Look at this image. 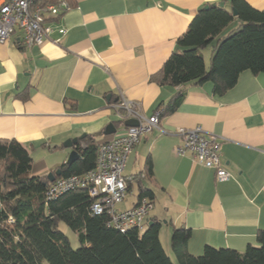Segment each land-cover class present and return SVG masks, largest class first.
Returning a JSON list of instances; mask_svg holds the SVG:
<instances>
[{"label":"crops","instance_id":"crops-1","mask_svg":"<svg viewBox=\"0 0 264 264\" xmlns=\"http://www.w3.org/2000/svg\"><path fill=\"white\" fill-rule=\"evenodd\" d=\"M228 1L75 0L51 23L66 28L64 35L53 31L41 45L24 48L16 31L0 43V138L18 140L29 153L56 151L61 161L40 159L33 164L35 174L65 162L70 149L62 143L68 138L83 134L98 144L113 138L115 133L103 132L116 120L112 105L120 94L138 101L146 116L159 111L166 132L154 129L133 145L123 171L145 174L151 159L152 175L141 179L153 193L148 220L160 222V244L174 264L170 237L176 227L190 229L186 244L192 255L207 244L243 252L257 245L256 234L264 230V73L242 71L221 95L212 93L211 81L182 87L150 81L201 5L224 2L228 8ZM245 1L264 8V0ZM178 90H184L182 102L161 114ZM195 126L221 142L220 160L230 178L217 180L214 169L175 153L176 129ZM133 189L131 205L120 202L116 209L136 204V181Z\"/></svg>","mask_w":264,"mask_h":264},{"label":"trees","instance_id":"trees-1","mask_svg":"<svg viewBox=\"0 0 264 264\" xmlns=\"http://www.w3.org/2000/svg\"><path fill=\"white\" fill-rule=\"evenodd\" d=\"M57 1L34 0V4L45 6ZM68 2L73 6L75 0ZM228 2V8L217 3L201 5L176 39V49L150 81L174 87L211 81L212 93L221 95L235 85L242 71L264 73V8H255L245 0ZM233 21L238 22L236 28L221 35ZM209 45L210 61L205 68L201 51ZM184 96V90H178L161 114L173 112ZM82 142L77 159L58 164L49 172L59 170L56 177H67L91 170L98 143L88 135ZM32 161L24 144L14 138H0V264H174L160 244L158 220L146 223L142 231L130 228L121 232L108 225L107 214L90 212L92 199L83 189L48 198L47 175H31ZM144 171V177L152 175L148 157ZM141 175H133L139 187L136 196L153 202L152 191L141 185ZM127 184L129 189L131 183ZM58 222L77 233L78 247L71 248ZM189 230L176 227L171 231L170 248L178 264H264V230L256 234L257 245L249 244L243 252L207 244L200 255L187 250Z\"/></svg>","mask_w":264,"mask_h":264},{"label":"built area","instance_id":"built-area-1","mask_svg":"<svg viewBox=\"0 0 264 264\" xmlns=\"http://www.w3.org/2000/svg\"><path fill=\"white\" fill-rule=\"evenodd\" d=\"M71 7L68 0H58L45 6H35L34 0H0V43L6 42L16 31L21 33L18 43L24 48L41 45L53 31L64 35L66 28L51 23ZM54 41L58 42L59 38ZM117 97L112 107L118 122L115 126L118 133L98 144L94 167L85 174L56 177L50 182L46 195L56 198L67 190L83 189L92 199L89 209L92 214H107L108 225L121 232L130 228L142 231L152 209V202L147 197L138 199L131 208L116 209L129 192L127 183L135 181L123 170L133 145L154 129L166 130L159 124V111L146 116L138 101L122 94ZM128 119H136L137 125L125 126L123 121ZM175 132L180 138V143L174 148L178 156L189 154L195 162L214 169L217 180L230 178L228 171L222 167L219 155L221 142L215 136H208L200 126L181 127Z\"/></svg>","mask_w":264,"mask_h":264},{"label":"rangeland","instance_id":"rangeland-1","mask_svg":"<svg viewBox=\"0 0 264 264\" xmlns=\"http://www.w3.org/2000/svg\"><path fill=\"white\" fill-rule=\"evenodd\" d=\"M211 50V46H207L206 48L203 49V53L205 56V63L208 62V59H207V56L208 53L210 52ZM118 133V132H116ZM116 135V134H114ZM31 154V157H33V161L32 163L36 165L39 164L38 162L40 161V159H43L44 158V161L46 163H60V158H58V152L56 151H53V152H49V151H45V152H42V150H37V151H34V152H30ZM43 161V162H44ZM36 171V170H35ZM30 172L31 175H34L35 173L37 172ZM135 193H136V190L133 189L132 192H127V195L126 198L122 201V203L120 204L121 206H128V205H131V203L135 200ZM58 227L59 229L64 233L66 234L65 236L68 237V240L70 242V245H71V248H76L79 246V241H78V236L76 232H74L73 230H71L66 224H64L63 222H58Z\"/></svg>","mask_w":264,"mask_h":264},{"label":"water","instance_id":"water-1","mask_svg":"<svg viewBox=\"0 0 264 264\" xmlns=\"http://www.w3.org/2000/svg\"><path fill=\"white\" fill-rule=\"evenodd\" d=\"M223 4H224V2H219L218 3V5L220 7H223L224 6ZM233 13L235 14V11H233ZM123 122H124L125 126L137 125L136 119H128V120L123 121ZM115 132H116V127L114 126L113 123H109V124H107V126L104 129L103 135L114 134ZM84 137L85 136L83 134H81L78 137L68 138L62 143L64 148L70 149V151H69V153L67 155V159L65 160L66 164H70L73 160L77 159L80 156L77 148L79 146H83L84 145L83 142H82V139ZM58 173H59V170L56 171L55 174L52 173V172L46 173L49 182H52L55 179L56 176H59ZM162 222L165 223L164 220ZM147 223L150 225V224L153 223V220H148Z\"/></svg>","mask_w":264,"mask_h":264}]
</instances>
